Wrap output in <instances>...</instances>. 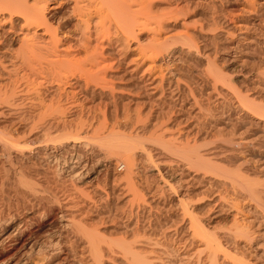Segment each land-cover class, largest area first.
<instances>
[{"label":"bare ground","instance_id":"6f19581e","mask_svg":"<svg viewBox=\"0 0 264 264\" xmlns=\"http://www.w3.org/2000/svg\"><path fill=\"white\" fill-rule=\"evenodd\" d=\"M18 89L36 95L19 109ZM251 142L264 151V0H0V200L56 187L42 209L0 201L5 264H264ZM49 146L78 184L41 170ZM113 160L127 184L93 185ZM137 162L160 182L137 183Z\"/></svg>","mask_w":264,"mask_h":264},{"label":"rangeland","instance_id":"374dc122","mask_svg":"<svg viewBox=\"0 0 264 264\" xmlns=\"http://www.w3.org/2000/svg\"><path fill=\"white\" fill-rule=\"evenodd\" d=\"M50 5L52 6V4L49 2V9H50ZM49 11H50V10H49ZM140 41H141L140 39H137V40H135V41H132V42H131V46H133V45L136 46V44H138ZM164 59H165V61H168V57H167V55H165ZM238 75H239V74H238ZM238 75H237V76H238ZM240 75H241V74H240ZM234 76H235V75H234ZM16 91H17V90H16ZM16 91H15V93H16ZM20 91L23 92L22 90L18 89L17 94L14 93L16 96L13 95V97H16V99L12 97L13 100L15 99V101H16L15 106H17V109L20 108V106H19V108H18V105L21 104L20 102H22V104H24V103L26 104V102H24V101H25V99H26L27 97L30 98L31 95H34V97H36L35 93H32L33 91H31V90L28 91V92H30V93L26 92V93H28V94H25L26 97L24 96V93H25V92H23V96H24V97H23V96L21 95V92H20ZM19 93H20V94H19ZM18 94H19V95H18ZM17 95H18V96H21V97H19V98H21V99H22V97H23V99H22L23 101H21V99H20V101H19V100L17 99V98H18ZM28 95H29V96H28ZM13 102H14V101H13ZM13 102H12V103H13ZM25 104H24V105H25ZM23 108H25V107L22 106L21 109H23ZM177 115H178V116H177ZM180 115L182 116V115H184V114H182V113H179V114H178V113H177V114H176V117H180ZM167 123H168V122H167ZM171 123H172V122L168 123V125L166 124V126H168V128H169V127H170V128L173 127V126H171ZM182 125H183V126H181V125L179 126L180 129H182V130H180V131L178 130L179 128H177V130L173 128L174 130H176L175 132H178V131L181 132V131H182V134H184V132H185L184 130H185V128L187 127V125H185V123H183ZM181 127H183V128H181ZM174 130H173V132H174ZM43 133H44V131H43L41 134H43ZM54 136H55V135H54ZM54 136H53V137H54ZM43 141H44V140H43ZM45 143H46V139H45V142H44V143H43V142L41 143L42 147L47 146V145H45ZM46 144H47V143H46ZM246 144H247V143H246ZM248 144H249V146H248ZM248 144L246 145V148H247V147L250 148V146H251L252 150L256 149V148L254 147V142H253V143L251 142V143H248ZM255 144H256V143H255ZM251 148H250V149H251ZM263 148H264V147H263ZM48 149H49V150H48ZM48 149H47V150H48V154H49V155H47L48 158H46L45 156H43V157L41 156L42 158H39V159H40V162H41V163L43 162V163L41 164V166H42L41 170L44 171L45 168L50 167V169H51L53 172H55V174L57 175V179H60V178L63 179V178H64L63 180H65L66 182L69 181L68 184H70V183L73 182V181H74L73 183L78 184V182H79L78 179H79V178H77V180H75V179L72 180L71 177H70L71 172H70L69 169H68V165H69V166H72L73 164L75 165V163H74L75 161L73 162V161L67 160L68 163H67V164H66V163L64 164V160L62 159L63 162L60 160L61 162H59V163H58V166H57V162L54 161V160L52 159V157H51V156L53 155V154H51L52 151H50V150H52V147L50 148V146H49ZM254 151H255V150H254ZM260 151H261V150H259V151L257 150V151H255L254 153H256V152H260ZM57 152H60V154H61V152H63L64 154L66 153L65 151H57ZM262 152H264V151H262ZM262 152H261V153H256V154H259V156L256 155V154H255V155H256L257 157H260V156H263V157H264V153L262 154ZM180 153H181V152H180ZM180 153L177 154V155H174V154H176V153H173V155H171V156L173 157V158H172V160H173L172 167H174L175 169L177 168L176 170L179 171L178 174H179V173L181 174L180 169L182 168L181 171H183V167H184L185 172L188 171L189 169H191V166H189V165L187 164V165L189 166V167H188V166L186 165V163L188 162L186 159H188V157H189L188 155H189V154L186 155L187 153H185V152H182L181 154H180ZM183 153H184L185 155H182ZM58 154H59V153H58ZM137 154L140 156L139 152H138ZM261 154H262V155H261ZM56 155H57V153H56ZM61 155H62V154H61ZM65 155H67V154H65ZM65 155H64V156H65ZM86 155H87V157L89 156L90 158H91V156H92L91 153H90V151L88 152V150H87V154H86ZM179 155H180V156H179ZM67 156H68V155H67ZM67 156H65V158H66ZM184 156H186V157H184ZM187 156H188V157H187ZM89 157H88V158H89ZM44 158H46V159H45V160H42V159H44ZM47 159H49V160H47ZM174 159H175L176 161H175ZM184 159L186 160V162L184 161ZM189 159H190V158H189ZM41 160H42V161H41ZM45 161H46V162L48 161V162L46 163ZM53 161H54V162H53ZM113 161H114V162H107V163H106V164H108V168H107V169H108V172H107L106 174L104 173V174L100 177V179H95V176H94V177L92 176L93 178L91 177L89 181L91 182V180H92L91 183H92V184L94 183L93 185H96V184H97L98 186H101V187H103L104 185H109V186H110V185H114L116 182H114V181L111 180V179H112V175L117 173L116 175L120 174L121 176H122V175H123V176L121 177L122 179L120 178V181L117 182L116 184L119 183L118 185L121 184V185L125 186V185L127 184V182H126V179H125L124 175H125L126 170H127V165H126L125 163H123V162H119V161H118V162H117V161L115 162V160H113ZM71 162H72V163H71ZM177 162H178V164H177ZM109 163H110V164H109ZM176 164H177V165H176ZM189 164H191V163H190V160H189ZM43 165H44V166H43ZM59 165H60V166H59ZM65 165H66V166H65ZM117 165H118V166H117ZM169 165H171V163H170ZM173 165H174V166H173ZM54 166H55V167H54ZM185 166L188 167V169H187ZM51 167H52V168H51ZM56 167H57V170H55ZM138 167H140V168H139L140 170L138 169ZM141 167H142V164L137 162V164H136V166H135V168L137 169L136 172L138 173V174L136 173V178H135V181H136L137 183H139V184L141 185V183H142L141 181H143V180L145 181V178H146V177L144 178V176H145L146 174H147V176H149V177H150V176H151V177H155V178H152V179L149 178L150 181L152 180V181L155 182V181L157 180L155 183H157L158 181L160 182V178H159V177H160V174H158V172L156 171L157 169H154L153 167H150V168H153L154 170L148 168V169H149V172H148V169H147V172H148V173L145 172V173L143 174V175H144V176H143L142 173H141V172H143V170H141ZM185 168H186L187 170H186ZM59 170H60V171H59ZM162 170H163V169H162ZM162 170H161V172H162ZM155 171H156V172H155ZM69 172H70V173H69ZM59 173H60V174H59ZM139 173H140V174H139ZM149 173H150V174H149ZM156 174H157V175H156ZM139 175H140V176H139ZM61 176H62V177H61ZM138 176H139L140 178H138ZM142 176H143V177H142ZM166 176H167V175H166ZM59 177H60V178H59ZM65 177H66V178H65ZM157 177H158L159 180L157 179ZM49 178L53 179V177L50 176V175L48 176V178H45L44 175H41L40 177H36V179L38 180V184H39V185H37V186H38V190H37L36 192L31 193V197L29 196V195H30V192H29L28 190H26L27 192L25 193V190H24V193L22 192V194H24V195L26 194V196H23L22 194L19 195V197L21 196L20 199L24 197V198H23L24 200L22 199V202L25 201V202H23L24 204H27L28 201H29L28 203H33V204L37 203V204H35L36 209H37V208H38V209H42L43 206L46 205L45 202H47V201H44V200H46V199H50V198H51V195H52L51 191L53 192L54 189L56 188V187H55V184H53L54 182L52 183L53 180L51 181V179L49 180ZM142 178H143V180H142ZM70 179H71V180H70ZM108 179H109V180H108ZM155 179H156V180H155ZM168 179H169V178H168ZM46 180H47V181H46ZM58 181H59V180H58ZM122 181H123V182H122ZM144 181H143V183H144ZM125 182H126V184H125ZM140 182H141V183H140ZM73 183H72V184H73ZM143 183H142V184H143ZM17 184L19 185V183H17ZM46 184H47V185H46ZM11 187H12V188H11ZM13 187H15V185H14V186H10L11 189H13ZM16 187H17V186H16ZM19 188H20L21 191H22L23 188H22L21 186H19V187H17V188H14V189L12 190L13 193H12V191H10V195H11V196H10V197H11L10 199H12L14 203L17 202L16 204H12V205H14V206L11 207V205H9L10 203H13L10 199H8V200H10V202H9V201L7 200V198H5L6 200H4V203H5V202H6V203L4 204V206H3V201L0 200V201H1V205H2V207H4V209H6V208L9 209L10 207H11V208H15L16 206H18V205L20 204L19 202H21V200H19V197L17 198L19 201H17V199H16V197L18 196L17 193H19V192L16 193V190L19 189ZM40 188H41V189H40ZM45 188H46V189H45ZM53 188H54V189H53ZM167 189H168V188H166V190H165V191H166V192H165L166 196H167L168 193H169L168 196H169L173 201L175 200V201H174V204H176V199H177V198L173 195V193L168 192ZM43 190H44V191H43ZM14 191H15V192H14ZM169 191H170V190H169ZM42 192H43V193H42ZM45 192H46V193H45ZM182 192H183V190H179V194H181ZM41 193H42V194H41ZM14 194H16V195H14ZM32 194H33V197H32ZM12 195L15 196V197H13ZM27 195H28V198H29V200H28V198H27L28 201L25 200L26 197H27ZM37 195H38V197H37ZM43 196H44V197H43ZM168 196H167V197H168ZM40 199H42V200H40ZM30 200H32V201H30ZM34 200H35L36 202H35ZM7 201H8V202H7ZM22 202H21V204L19 205L20 207H21L22 204H23ZM34 202H35V203H34ZM42 202H44V203H42ZM8 203H9V204H8ZM38 203H40V205H38ZM24 204H23V205H24ZM44 204H45V205H44ZM1 205H0V207H1ZM8 205H9V206H8ZM38 206H39V207H38ZM40 206H41V207H40ZM176 206H177V207H176ZM176 206H175L174 209H175V210H176V209L178 210L179 207H178V205H176ZM2 207H1V208H2ZM5 207H6V208H5ZM8 207H9V208H8ZM231 216H232V215H231ZM229 220H231L230 217H229ZM259 240H260V239H259ZM1 251H2V249H0V252H1ZM2 260H3V256L1 255V256H0V264H1V263L5 264Z\"/></svg>","mask_w":264,"mask_h":264}]
</instances>
